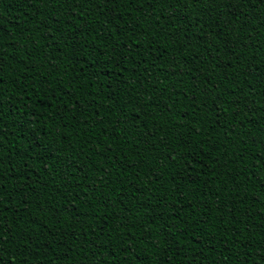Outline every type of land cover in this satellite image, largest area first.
Instances as JSON below:
<instances>
[{"label": "trees", "instance_id": "16d2710c", "mask_svg": "<svg viewBox=\"0 0 264 264\" xmlns=\"http://www.w3.org/2000/svg\"><path fill=\"white\" fill-rule=\"evenodd\" d=\"M0 264H264V2L0 0Z\"/></svg>", "mask_w": 264, "mask_h": 264}, {"label": "snow or ice", "instance_id": "6c2138e0", "mask_svg": "<svg viewBox=\"0 0 264 264\" xmlns=\"http://www.w3.org/2000/svg\"><path fill=\"white\" fill-rule=\"evenodd\" d=\"M177 2H179V0H177ZM216 2L217 4L223 3L226 7L234 8L235 5L239 2V0H216ZM261 2H264V0H261ZM233 14L235 13L233 12ZM181 23H183L182 20ZM112 59H115V56H113Z\"/></svg>", "mask_w": 264, "mask_h": 264}]
</instances>
